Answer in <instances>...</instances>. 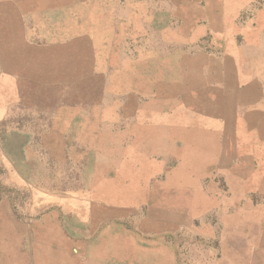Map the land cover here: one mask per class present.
<instances>
[{"label": "rangeland", "instance_id": "1", "mask_svg": "<svg viewBox=\"0 0 264 264\" xmlns=\"http://www.w3.org/2000/svg\"><path fill=\"white\" fill-rule=\"evenodd\" d=\"M51 1L0 0V264H264V0Z\"/></svg>", "mask_w": 264, "mask_h": 264}, {"label": "crops", "instance_id": "2", "mask_svg": "<svg viewBox=\"0 0 264 264\" xmlns=\"http://www.w3.org/2000/svg\"><path fill=\"white\" fill-rule=\"evenodd\" d=\"M3 1V0H1ZM41 0H33V2H38L35 3L34 6H38L39 2ZM46 7L50 8V9H42V10H31L26 12L27 16L31 22L32 27L34 28V32L39 31V35L40 36H44L46 38H49L50 40H58V39H68V32H70V35L72 36V26L68 27V22H67V18H59L58 15L56 14V11L53 10V2L50 0V3H45ZM52 8V9H51ZM148 121L150 122H146L145 124V129L148 128H158V127H163L164 125H166L167 123L170 125H174V122H172L173 120L171 118H169L168 114L162 113L161 116L157 117V116H148L146 117ZM177 123V122H176ZM210 132V130H208ZM174 139H172L173 142ZM172 142L170 144H172ZM215 155L213 157V161H214V166H225L227 167V165L223 164L221 161V153L217 152V148L215 149ZM248 152V151H247ZM170 155V154H168ZM177 156V158L179 157V152L176 151L175 153L171 154L169 157H173ZM221 162V163H220ZM156 166H160L162 167L165 164H153ZM229 167V166H228ZM224 174V179L226 182V185H230V188L233 189L232 187H235L237 185V183L239 182L240 187L242 188L243 186L245 187V191H247V188L250 189L249 187L251 186V191H254L256 193H259L260 195H262L264 197V174H259L256 177H253L252 179H249L248 177L245 178H232L231 175H229L225 170H223ZM239 185L233 189L235 191V194H239ZM173 187V186H172ZM248 192V191H247ZM231 193H233V191L231 190ZM227 194V193H226ZM222 195V196H221ZM241 198H244V193L240 192L239 195H237ZM244 196V197H243ZM221 197H224V199H227V196H223L222 193H218L217 194V199H221ZM257 210H264V208L259 207V209L257 208Z\"/></svg>", "mask_w": 264, "mask_h": 264}]
</instances>
